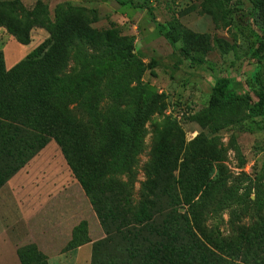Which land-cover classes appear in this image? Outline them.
<instances>
[{
    "label": "rangeland",
    "instance_id": "374dc122",
    "mask_svg": "<svg viewBox=\"0 0 264 264\" xmlns=\"http://www.w3.org/2000/svg\"><path fill=\"white\" fill-rule=\"evenodd\" d=\"M149 3L144 8L142 0H0L5 24L0 30V104L20 75H9L5 65L3 49L11 39L17 42L8 30L17 22L7 21L6 8L24 19L23 37L29 43L17 42L29 47L24 59L54 46L44 59L79 74L81 65L65 52L72 31L79 29L94 42V54L103 38L129 42L143 70L139 81L128 78L125 66L101 82L94 96L101 140L94 149L83 124L69 125L57 113L13 122L0 115V190L26 167L66 175L52 184L55 188L34 186L35 199L23 203L17 195L4 202L5 216L18 221L0 243V264H53L57 255L90 243L92 264H105L110 257L129 264L128 251L152 239L148 227L136 224L139 210L151 208L153 227L171 225L175 232L185 218L200 215V204H207L201 221L228 247L224 255L244 249L246 240L257 264H264L263 119L249 117L243 99L221 109L209 105L221 75L233 79L240 96L249 91L245 83L253 66L248 58L257 34L264 32V0ZM38 4L49 28L31 17ZM249 21L254 25H246ZM91 45L84 40L80 50L89 54ZM145 86L153 96L134 156L132 132ZM92 152L94 160H89ZM72 166L87 180L86 191ZM38 205L40 215L27 226L22 216H34Z\"/></svg>",
    "mask_w": 264,
    "mask_h": 264
},
{
    "label": "trees",
    "instance_id": "16d2710c",
    "mask_svg": "<svg viewBox=\"0 0 264 264\" xmlns=\"http://www.w3.org/2000/svg\"><path fill=\"white\" fill-rule=\"evenodd\" d=\"M142 1V7L149 8V0ZM4 15L7 21L17 22V25L8 28L11 36L21 45H28V39L23 37L24 19L16 17L9 8L5 9ZM44 16L43 6L38 4V11L32 13L31 17L39 27L49 28ZM246 19L244 15V21ZM245 23L248 26L254 25L251 21ZM3 25L5 24L0 20V28ZM84 40L92 44L93 51L89 54L80 50V44ZM54 50V46L40 48L9 70V75H20L19 80L6 90L5 98L0 104V115L5 121L13 122L31 116L42 117L51 112L57 113L69 125L83 124L89 135V146L94 149V143L101 140L98 101L94 96L98 94L99 86L105 77L125 66H128V78L139 81L143 70L138 54L129 42L113 43L107 38L97 42L94 54V42L84 38L81 30H74L65 45V52L70 59L79 62L82 70L79 74H70L53 61L44 59ZM248 60L249 65L253 66L245 83L249 91L240 96L234 87L233 79L227 74L221 75L215 82L209 105L211 109H221L243 99L246 101L249 117L263 119L264 122V32L257 34ZM152 75L155 77V72H152ZM152 96V88L145 86L140 96L132 132L131 153L134 156L140 152L145 134L147 108ZM88 159L94 160V153ZM72 170L86 191L87 180L77 168L72 166ZM206 206L207 204H200V215H195L194 219L185 218L182 227H178L175 232L171 225L161 229L153 227L155 217L149 211L151 208L139 210L134 216L136 224L148 227L152 239L145 240L142 249L134 248L138 247L136 245L128 251L129 264L136 259L137 264H257L247 249L251 245L250 241L245 240L244 249L239 252L230 256L224 255L228 247L204 221H201ZM147 213L150 216L145 215ZM98 218L104 223L105 220L101 216ZM131 244L134 245L132 242ZM105 264L119 263L117 258L110 257Z\"/></svg>",
    "mask_w": 264,
    "mask_h": 264
},
{
    "label": "crops",
    "instance_id": "0c3cea01",
    "mask_svg": "<svg viewBox=\"0 0 264 264\" xmlns=\"http://www.w3.org/2000/svg\"><path fill=\"white\" fill-rule=\"evenodd\" d=\"M3 51L5 56L6 68L7 70H11L21 61H23L24 57L29 52V47L21 46L16 41L11 39L7 43ZM53 171V169L47 167H26L9 182H7L6 185L0 190V202H2L0 205V243H5L4 240L8 238L9 234L12 231V228H14L13 225H16V221H18L12 220L8 215L5 216L4 212L6 211V209L5 207H3L5 205L4 202L8 201L9 198H13L14 196L16 197L17 195L19 199L23 200V203L27 200L35 199L33 187H37V185L40 186V188L50 186L52 188H55V186H52V184H60L62 179L66 178V175L60 172L62 170H58V173ZM23 189L30 191V196L18 192L19 190ZM23 203L21 204V206L23 208L27 207L26 203ZM38 210L39 212H35L36 214L34 216H30V214H28V216L23 215L22 221L28 226L29 223L36 218V215L40 213L41 210L39 205ZM32 213L34 214V212ZM7 247L8 246H6V248ZM93 252V244H85L78 248L70 250L69 252L57 255L54 258L53 264H92L94 254ZM9 255L8 257L13 258L11 252ZM13 264H17V261L14 260Z\"/></svg>",
    "mask_w": 264,
    "mask_h": 264
}]
</instances>
